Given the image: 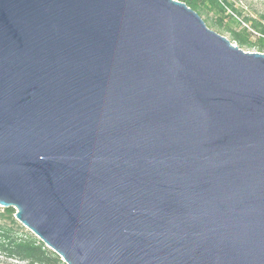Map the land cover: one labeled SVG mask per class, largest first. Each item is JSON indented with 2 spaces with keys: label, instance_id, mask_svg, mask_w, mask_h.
<instances>
[{
  "label": "water",
  "instance_id": "obj_1",
  "mask_svg": "<svg viewBox=\"0 0 264 264\" xmlns=\"http://www.w3.org/2000/svg\"><path fill=\"white\" fill-rule=\"evenodd\" d=\"M0 206L67 264H264V53L180 0H0Z\"/></svg>",
  "mask_w": 264,
  "mask_h": 264
},
{
  "label": "trees",
  "instance_id": "obj_2",
  "mask_svg": "<svg viewBox=\"0 0 264 264\" xmlns=\"http://www.w3.org/2000/svg\"><path fill=\"white\" fill-rule=\"evenodd\" d=\"M185 2L189 7L197 11L200 15L207 14L206 23L210 27H214L219 31L223 29L232 32L234 40L239 43L240 47L258 46L264 49V27L258 26L255 22L250 27L240 26L239 31H232L229 26L230 22H238L234 17L233 11H229L231 3L229 0H180ZM216 10L225 16L209 17V14ZM253 30L259 31L262 36L255 38ZM255 38V39H254ZM2 210V209H0ZM16 209L13 207L4 208L0 211V252H5L9 257L24 261L26 264H67L59 255L48 248L37 236L28 234L26 236L12 235V228L8 226L6 221L18 224L15 218Z\"/></svg>",
  "mask_w": 264,
  "mask_h": 264
},
{
  "label": "rangeland",
  "instance_id": "obj_3",
  "mask_svg": "<svg viewBox=\"0 0 264 264\" xmlns=\"http://www.w3.org/2000/svg\"><path fill=\"white\" fill-rule=\"evenodd\" d=\"M231 3V8L227 12H232L233 15L236 18L238 22H230L229 26L232 28V31H239L240 26L242 27H250L251 23L255 22L258 26L264 27V0H229ZM215 16H226V14H221L220 12H217L216 10H213L210 14L209 17L214 18ZM201 17L206 21L207 14L205 13L204 15H201ZM208 24V23H207ZM209 26V25H208ZM210 27V26H209ZM211 29L215 30L216 32L226 36L229 38L234 44L239 46V43L234 40L232 32L227 29H223V31H219L218 29L214 27H210ZM253 34L255 38L261 37L262 34L259 31L253 30ZM254 38V39H255ZM245 51H250V52H263L260 51L261 49L258 46H252V47H241ZM5 207L0 206V209H4ZM0 210V211H2ZM18 224H12L10 221H6L8 226L12 228V235L15 236H26L28 234H33L35 237L36 235L29 230L27 227H25L23 224H21L17 220ZM0 264H26L24 261H19L18 259H15L13 257H9L5 252H0Z\"/></svg>",
  "mask_w": 264,
  "mask_h": 264
}]
</instances>
